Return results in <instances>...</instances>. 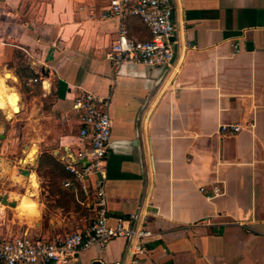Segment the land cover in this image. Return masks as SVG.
Wrapping results in <instances>:
<instances>
[{
	"label": "crops",
	"instance_id": "obj_1",
	"mask_svg": "<svg viewBox=\"0 0 264 264\" xmlns=\"http://www.w3.org/2000/svg\"><path fill=\"white\" fill-rule=\"evenodd\" d=\"M170 3V67H148L106 59L120 26L106 0H0V79L18 98L20 164L35 167L0 175V238L90 226L92 200L63 185L85 146L73 101L89 92L108 100L109 224L137 213L153 235L141 252L117 238L70 264H264V0ZM123 25L149 39L139 19Z\"/></svg>",
	"mask_w": 264,
	"mask_h": 264
},
{
	"label": "built area",
	"instance_id": "obj_2",
	"mask_svg": "<svg viewBox=\"0 0 264 264\" xmlns=\"http://www.w3.org/2000/svg\"><path fill=\"white\" fill-rule=\"evenodd\" d=\"M106 1L105 15L120 21L106 59L114 66L138 63L148 67H170L175 31L170 0ZM131 17L139 19L145 26L148 40L139 41L128 36L123 21ZM35 82V79L28 80L27 84ZM107 106V99L89 92H82L73 101V110L81 127L79 136L85 140V146L74 161L65 164L70 179L63 185L66 188L79 185L83 195L92 200L94 219L90 226L50 241L29 237L0 238V264H70L81 252L91 248L103 249L109 241L117 238L124 239L128 246L141 252V245L152 237V232L139 224L137 213L109 224L103 192V168L111 131ZM221 131L236 133L239 126H222ZM88 181H91L89 186Z\"/></svg>",
	"mask_w": 264,
	"mask_h": 264
},
{
	"label": "rangeland",
	"instance_id": "obj_3",
	"mask_svg": "<svg viewBox=\"0 0 264 264\" xmlns=\"http://www.w3.org/2000/svg\"><path fill=\"white\" fill-rule=\"evenodd\" d=\"M21 122L18 114H12L10 118H7L0 111V175H22L25 171L35 169L34 166L28 167L20 164V160L23 157L20 137L23 136L22 133L24 132V130L21 132L20 129L23 127ZM31 134L32 131H30L29 135Z\"/></svg>",
	"mask_w": 264,
	"mask_h": 264
},
{
	"label": "bare ground",
	"instance_id": "obj_4",
	"mask_svg": "<svg viewBox=\"0 0 264 264\" xmlns=\"http://www.w3.org/2000/svg\"><path fill=\"white\" fill-rule=\"evenodd\" d=\"M10 78L9 75H5L4 78L0 79V111L9 118L11 114L17 109L18 98L14 90H10L4 82V79ZM19 110V106H18ZM17 110V112H18ZM35 150L34 148L28 152V155L24 158L21 163L25 164L27 162H32Z\"/></svg>",
	"mask_w": 264,
	"mask_h": 264
}]
</instances>
